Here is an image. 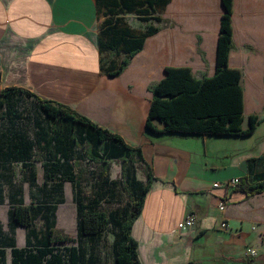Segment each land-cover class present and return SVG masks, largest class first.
Returning a JSON list of instances; mask_svg holds the SVG:
<instances>
[{"label": "crops", "instance_id": "0c3cea01", "mask_svg": "<svg viewBox=\"0 0 264 264\" xmlns=\"http://www.w3.org/2000/svg\"><path fill=\"white\" fill-rule=\"evenodd\" d=\"M234 3L229 65L243 71V128L253 115L261 122L251 136L216 139L155 135L145 124L149 87L167 67H190L197 78L215 74L222 0H171L157 13L161 30L119 77L101 72L102 57L113 55L100 50L108 16L97 0H0L2 88H24L68 105L132 147L141 146L152 165L156 179L132 230L142 264H264V193L249 198L236 189L239 184L214 187L234 179L264 181V0ZM123 16L138 32L146 29L135 14ZM191 212L198 216L196 227L180 230ZM223 219L230 231L220 228ZM246 248L259 255L246 258Z\"/></svg>", "mask_w": 264, "mask_h": 264}, {"label": "trees", "instance_id": "16d2710c", "mask_svg": "<svg viewBox=\"0 0 264 264\" xmlns=\"http://www.w3.org/2000/svg\"><path fill=\"white\" fill-rule=\"evenodd\" d=\"M99 11L108 16L101 31V53H110L101 60V72L119 77L132 59L143 50L148 37L157 34L163 23L161 14L171 0H97ZM218 39L217 69L213 76L197 78L190 67H167L165 77L149 87L153 95L145 124L147 133L199 137H248L255 133L259 116L250 117V126L243 128V71L231 68L229 59L234 49V0H222ZM135 14L147 27L138 32L125 20ZM202 39L198 38V51ZM24 97L32 101L38 112L49 120L53 165L41 158L48 179L59 178L74 187L78 236L72 238L56 228L57 207L48 200L26 204L23 197H11L9 219L11 229L27 230L26 246L0 229V264L6 262V248L11 249L12 264H142L139 244L132 236L133 225L140 217L145 199L156 179L145 159L141 146L132 147L119 134L110 132L66 104L42 99L19 87L0 85V117L17 118L14 100ZM4 109V113L2 112ZM159 121L163 128H159ZM40 152V151H39ZM38 152V153H39ZM6 161L29 168L33 145L27 140L15 142L6 153ZM121 163V179L111 180L113 163ZM142 166L146 182L137 176ZM45 179L44 186H46ZM253 197L264 193V181L254 184L241 179L236 188ZM17 197V196H16ZM119 199L124 203L115 206ZM2 201H0L1 203ZM38 222L43 229L38 231ZM113 231L111 260L101 255L105 233ZM5 241H8L5 244ZM72 244L61 248L59 245Z\"/></svg>", "mask_w": 264, "mask_h": 264}, {"label": "rangeland", "instance_id": "374dc122", "mask_svg": "<svg viewBox=\"0 0 264 264\" xmlns=\"http://www.w3.org/2000/svg\"><path fill=\"white\" fill-rule=\"evenodd\" d=\"M135 22L136 24L141 23L138 20ZM14 109L17 118L10 120L7 117H0V201H2L0 203V229L3 234L15 238L18 247L26 246L27 230L22 227L11 229L9 219V209L13 203L11 197L22 196L26 204H30L32 201L48 200L55 205L57 207L56 228L72 238H77L78 219L74 203V187L71 183L62 182L59 178L48 179L45 177V169L41 163L42 158L48 165H53V160L50 158L53 150L50 144L52 136L49 120L38 112L32 101L22 96L15 98ZM2 112L4 113V109ZM212 138L218 139L219 137ZM21 139L27 140L33 145L32 160L29 163V168L26 169H23L21 164L6 161L7 151ZM120 165V162L113 163L110 173L111 180L118 182L121 179ZM137 176L139 180L146 179L143 167L140 165ZM45 179H47L46 186H44ZM124 200V198H118L115 206L123 204ZM42 224V222H38V231L43 229ZM105 241L101 247V255L104 259L111 260L112 245L115 241L113 231L105 233ZM7 242L5 241V244ZM71 245L59 246L64 248ZM6 262L12 264V253L9 248H6Z\"/></svg>", "mask_w": 264, "mask_h": 264}, {"label": "built area", "instance_id": "2783aa9c", "mask_svg": "<svg viewBox=\"0 0 264 264\" xmlns=\"http://www.w3.org/2000/svg\"><path fill=\"white\" fill-rule=\"evenodd\" d=\"M240 183V179H234L232 181H229L226 184H219L216 183L214 184L215 188L221 187V186H225V187H231V188H235L238 184ZM226 209V204L225 203H221L219 205V210L221 212H224ZM198 223V216L196 213L191 212L187 215V217L185 218V220L183 221V223L181 222L179 224V229L182 231H186L189 229H192L194 227H196ZM220 228L226 231H230V225L228 224L227 220H224L221 222ZM243 255L246 256V258H254L257 257L259 255V252L257 249L255 248H246L245 250H243Z\"/></svg>", "mask_w": 264, "mask_h": 264}]
</instances>
